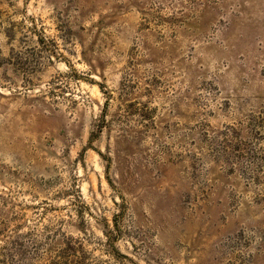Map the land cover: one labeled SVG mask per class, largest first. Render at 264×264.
Instances as JSON below:
<instances>
[{
	"label": "rangeland",
	"instance_id": "rangeland-1",
	"mask_svg": "<svg viewBox=\"0 0 264 264\" xmlns=\"http://www.w3.org/2000/svg\"><path fill=\"white\" fill-rule=\"evenodd\" d=\"M0 264H264V0H0Z\"/></svg>",
	"mask_w": 264,
	"mask_h": 264
}]
</instances>
